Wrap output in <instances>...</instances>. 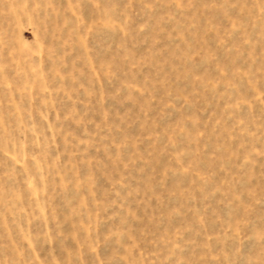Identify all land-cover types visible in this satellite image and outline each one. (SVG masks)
I'll use <instances>...</instances> for the list:
<instances>
[{
	"label": "rangeland",
	"instance_id": "1",
	"mask_svg": "<svg viewBox=\"0 0 264 264\" xmlns=\"http://www.w3.org/2000/svg\"><path fill=\"white\" fill-rule=\"evenodd\" d=\"M0 264H264V0H0Z\"/></svg>",
	"mask_w": 264,
	"mask_h": 264
}]
</instances>
